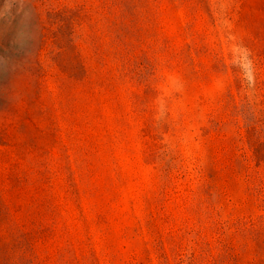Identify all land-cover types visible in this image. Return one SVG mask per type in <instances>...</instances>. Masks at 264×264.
I'll use <instances>...</instances> for the list:
<instances>
[{
  "label": "rangeland",
  "instance_id": "rangeland-1",
  "mask_svg": "<svg viewBox=\"0 0 264 264\" xmlns=\"http://www.w3.org/2000/svg\"><path fill=\"white\" fill-rule=\"evenodd\" d=\"M0 264H264V0H0Z\"/></svg>",
  "mask_w": 264,
  "mask_h": 264
}]
</instances>
